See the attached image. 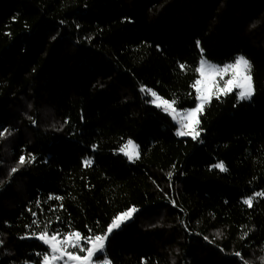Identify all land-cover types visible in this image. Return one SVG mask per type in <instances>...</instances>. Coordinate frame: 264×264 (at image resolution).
I'll return each instance as SVG.
<instances>
[{
	"label": "trees",
	"instance_id": "16d2710c",
	"mask_svg": "<svg viewBox=\"0 0 264 264\" xmlns=\"http://www.w3.org/2000/svg\"><path fill=\"white\" fill-rule=\"evenodd\" d=\"M202 55L244 56L255 94L213 98L193 140L140 89L195 106ZM5 129L0 264H42L45 224L102 234L132 206L97 260L264 264V0H0ZM128 140L139 158L119 151ZM21 155L35 159L10 174Z\"/></svg>",
	"mask_w": 264,
	"mask_h": 264
},
{
	"label": "snow or ice",
	"instance_id": "6c2138e0",
	"mask_svg": "<svg viewBox=\"0 0 264 264\" xmlns=\"http://www.w3.org/2000/svg\"><path fill=\"white\" fill-rule=\"evenodd\" d=\"M197 46H200L199 41H197ZM201 52L203 53V49H201ZM180 68L184 70L185 66L180 65ZM196 72L199 74V78L195 80L192 88L195 91V99L197 103L192 109L178 112L175 108V100L171 102L163 100L155 91L146 89L143 86H141L140 89L141 92L150 94L153 97L150 102L157 108L162 107L163 111L171 115L174 120H177V117L179 116L177 122L180 127L177 129L176 135L191 136L193 140H196L202 131V129L197 130L199 125L198 116L203 113L205 107L211 103L213 98L219 100L222 96H227L232 93L234 89H239L236 93L238 102L251 100L255 94L252 77V64L244 56H238L233 63L225 64L223 67H220L207 61L202 55L199 66L196 68ZM225 75H229L230 78L225 80ZM217 77H219V81H223L222 86L217 80ZM33 123L35 124L36 121H33ZM5 132H8V130L5 129L4 132H0V137H3ZM137 147L138 146H136L132 140H128L119 151L126 155L129 160H133L134 156L135 158H139L138 152L135 151ZM129 149H132V151ZM34 159V156H30L26 160L25 156L21 155L17 167L12 168L10 174L16 173L20 166L25 163H31ZM84 163L90 165L92 161L86 160ZM214 167L222 172L227 170L223 162L214 165ZM169 176H171V173H169ZM259 196H264V193L254 194V197ZM254 197L244 199L243 203L248 207H252ZM53 198L57 200L63 199L58 196L49 197V199ZM173 204L175 205V201H173ZM137 211L138 209L135 206H132L126 211L117 214L107 226L106 231L102 234H91L87 237H83L79 231H72L66 234L64 239L58 240L59 234H53L51 237H48L49 225L45 224L43 230L38 236L35 232L32 233V236L42 240L50 246L51 255L43 254V264H55L56 261L62 260L65 256H67V260L64 261V264H70V262H75V264H93L94 257L98 259L99 255L103 254L109 236L114 230L120 229L123 224L132 219ZM33 215L35 216L36 213H33ZM32 224L40 227L36 220H33ZM246 235L247 233H245V236ZM69 248L86 254L79 255L76 251H67ZM236 255L239 256L240 254L236 253ZM103 264H111V262L108 259H105Z\"/></svg>",
	"mask_w": 264,
	"mask_h": 264
},
{
	"label": "rangeland",
	"instance_id": "374dc122",
	"mask_svg": "<svg viewBox=\"0 0 264 264\" xmlns=\"http://www.w3.org/2000/svg\"><path fill=\"white\" fill-rule=\"evenodd\" d=\"M239 56H242V55H239ZM238 57V56H237ZM206 59V58H205ZM207 60V59H206ZM207 61H209V60H207ZM209 62H211V61H209ZM212 64H215V65H217V66H220V67H223L225 64H223V65H220V64H216V63H213V62H211ZM231 63H233V62H231ZM227 64H230V63H227ZM230 77H229V75H225V77H224V79L225 80H227V79H229ZM217 80L219 81V77H217ZM220 82V84H221V86L223 85V81H219ZM238 91H239V89H237ZM150 97H151V100L153 99V97L150 95ZM160 97V96H159ZM162 98V97H161ZM163 99V98H162ZM163 100H165V99H163ZM159 102V101H158ZM197 103V102H196ZM195 106H196V104H195ZM195 106H193V107H191V108H186V109H192V108H194ZM186 109H177V111L178 112H181V111H183V110H186ZM179 119V116L177 117V120ZM177 120H175L176 122H177ZM178 123V122H177ZM178 125H179V123H178ZM180 126V125H179ZM127 143V142H126ZM125 143V144H126ZM124 144V145H125ZM135 144V143H134ZM136 145V144H135ZM137 146V145H136ZM130 151H132V149H129ZM135 151H137L138 152V147H137V149L135 150ZM138 154H139V152H138ZM128 158V157H127ZM135 159V156H134V158H133V160ZM48 237H51V235H48ZM58 240H62V239H59L58 238ZM42 241V240H41ZM43 242V241H42ZM107 242V241H106ZM44 243V242H43ZM46 246H47V249H48V255L50 256L51 255V249H50V246L48 245V244H46V243H44ZM106 245V244H105ZM68 251V250H67ZM84 254H86V253H84ZM83 254V255H84ZM80 255V254H79ZM65 260H67V256H65L62 260H59V261H56L55 262V264H64V261ZM43 264V263H42ZM70 264H75V262H70ZM93 264H103V261H100V260H97L95 257H94V260H93Z\"/></svg>",
	"mask_w": 264,
	"mask_h": 264
}]
</instances>
